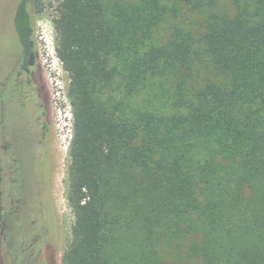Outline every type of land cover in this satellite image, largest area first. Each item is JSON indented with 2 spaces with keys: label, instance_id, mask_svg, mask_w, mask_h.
Segmentation results:
<instances>
[{
  "label": "trees",
  "instance_id": "16d2710c",
  "mask_svg": "<svg viewBox=\"0 0 264 264\" xmlns=\"http://www.w3.org/2000/svg\"><path fill=\"white\" fill-rule=\"evenodd\" d=\"M222 1L233 14L217 11ZM180 10L186 26L153 44L160 20ZM42 12L38 0H19L15 68L27 79L19 97L0 95L8 135L2 146L0 132V241L7 226L15 264H45L41 251L55 233L45 106L28 77L32 17ZM52 24L72 113L66 200L74 221L61 264H114L107 248L122 229L142 236V264H166L157 246L163 228L198 231L188 256L200 264H264V0H56ZM157 77L174 86L171 115L137 102ZM34 136L45 178L24 196L18 147Z\"/></svg>",
  "mask_w": 264,
  "mask_h": 264
},
{
  "label": "rangeland",
  "instance_id": "374dc122",
  "mask_svg": "<svg viewBox=\"0 0 264 264\" xmlns=\"http://www.w3.org/2000/svg\"><path fill=\"white\" fill-rule=\"evenodd\" d=\"M113 1L115 0H108V2ZM17 2L18 0H0V95L12 86L8 81L4 85L2 83L4 79L8 80L7 76L12 69L17 68L16 65L21 55L13 26V16ZM38 2L41 4L43 12L32 17L36 61L34 67H30V71L37 93L45 106L44 119L51 141L46 160L47 166L49 165V168L51 166V171L49 172V169H46V171H48L47 179L50 180V195L55 226L53 239H50L47 243L45 259L47 264H61L62 255L71 242V230L74 221L72 211L66 200L67 171L70 164L69 147L72 137V113L67 97L69 77L56 56V33L52 24L56 0H38ZM114 10L115 7L113 10H109L111 15H114V12L117 11ZM234 10L235 6L230 1H222L217 7V11L230 15L234 13ZM184 16L185 10H180L176 19L162 18L159 25L154 28L153 44L165 45L168 42V29L170 27L184 28L186 26L183 22ZM196 21L199 22V19ZM173 87L170 79L154 78L147 88L139 94L137 102L146 106L149 110L171 115L176 112V107L171 105L170 102ZM1 90L3 91L1 92ZM9 96L10 94L7 93L5 96L6 101H10ZM5 119L8 130L12 131L16 123L14 108L10 107L7 110ZM0 132L3 146V143H8V135L2 128ZM34 138L35 136L26 139L18 147L19 162L23 168L21 178L24 183L21 193H24V196L33 192V189L29 186L33 180L35 181L40 176L45 178V173L43 174L42 171L44 150L41 147L40 150L38 149L39 152L36 153L37 147L33 143ZM9 204L7 199L6 205ZM32 205L31 200L24 202L21 221L27 220V206L30 208ZM5 227V234L2 235L0 241L1 263L15 264V260L11 255L13 240L8 238L9 229L7 226ZM161 231L165 233L159 237L157 242L161 261L166 264H174L175 262L179 264H200L188 256L189 247L200 238L198 231L187 236L165 231L164 228ZM151 240L153 241V237H151ZM26 241V239L23 240L24 243ZM15 249L20 252L19 247H15ZM143 251L144 242L140 233L137 230L128 232L127 229H122L117 232L107 248V255L112 258L114 264H142Z\"/></svg>",
  "mask_w": 264,
  "mask_h": 264
},
{
  "label": "flooded vegetation",
  "instance_id": "af4514ba",
  "mask_svg": "<svg viewBox=\"0 0 264 264\" xmlns=\"http://www.w3.org/2000/svg\"><path fill=\"white\" fill-rule=\"evenodd\" d=\"M18 2H19V0H18ZM18 2H17V4H18ZM17 6V5H16ZM16 9V8H15ZM14 26V25H13ZM16 33V32H15ZM17 36V35H16ZM17 43L19 44V41H18V37H17ZM19 46V49H20V52H21V54H22V50H21V47H20V45H18ZM35 61H36V57H35V59H34V63L32 64V65H30V67H34V64H35ZM27 73H26V71H24V70H20V69H12V71L8 74V76H7V79L8 80H3V83H2V85H4V84H6L7 83V81H8V83H10L12 86H10L9 87V90H4V92H5V94H12L13 95V97H15V98H17V97H19V93H20V84L21 83H23L26 79H27V75H26ZM28 77H30L31 78V82H30V84H32L33 85V89L35 90V92H37V90H36V85H35V83H34V80H33V77H32V73H31V71H30V73H29V75H28ZM3 90H1V92H2ZM3 92V93H4ZM3 93H2V95H3ZM46 247H47V245H46ZM46 247H44V250H43V252L41 251V254L43 255V259H44V262H45V264H47L46 263V259H45V253L47 252V248ZM31 258V257H30ZM28 260H29V256L24 260V261H26V262H28ZM33 261H35V259H34V257L32 256V258H31V262H33Z\"/></svg>",
  "mask_w": 264,
  "mask_h": 264
}]
</instances>
